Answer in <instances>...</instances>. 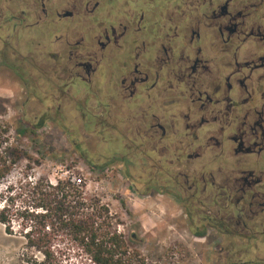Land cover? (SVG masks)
Returning a JSON list of instances; mask_svg holds the SVG:
<instances>
[{
    "label": "flooded vegetation",
    "instance_id": "1",
    "mask_svg": "<svg viewBox=\"0 0 264 264\" xmlns=\"http://www.w3.org/2000/svg\"><path fill=\"white\" fill-rule=\"evenodd\" d=\"M41 2L45 24L63 27L54 75L97 104L71 137L81 159L94 164L99 138L104 164L147 158L144 191L181 198L195 234L264 247V0ZM6 4L0 31L29 17Z\"/></svg>",
    "mask_w": 264,
    "mask_h": 264
},
{
    "label": "rangeland",
    "instance_id": "2",
    "mask_svg": "<svg viewBox=\"0 0 264 264\" xmlns=\"http://www.w3.org/2000/svg\"><path fill=\"white\" fill-rule=\"evenodd\" d=\"M73 1L45 0L49 10L54 6L63 9ZM85 1L77 3L84 6ZM14 2L8 0L13 5L9 12L21 16L24 10L29 17L22 26L12 21L0 31V155L11 163L12 149L18 148L23 156L0 180V209L6 200L13 213L22 209L28 202L30 182L37 179L57 183L58 179L81 177L88 193L102 198L120 216L124 224L119 230L143 252L147 264H264L263 246H253L245 236L238 237V242L221 240L213 230L197 235V225L191 223L181 198L144 191L149 189V173L156 170L147 158L140 161L134 156L133 164L125 167L117 162L104 164L107 153L102 138L96 137L97 143L89 147L94 164L81 159L71 137L84 138L74 127L83 125V110L95 111L97 104L70 96L75 91L54 75L51 53L58 50L55 36L63 31L52 25L58 22L55 15H49V26L44 22L41 0ZM7 7L6 0H0V8ZM82 24L75 23V28L80 32L90 28L89 23ZM44 31L51 37L44 40ZM44 117L46 122L38 125ZM13 219L14 235L0 222V264H31V252L20 235L22 220L16 214ZM34 253L41 259L39 252Z\"/></svg>",
    "mask_w": 264,
    "mask_h": 264
},
{
    "label": "trees",
    "instance_id": "3",
    "mask_svg": "<svg viewBox=\"0 0 264 264\" xmlns=\"http://www.w3.org/2000/svg\"><path fill=\"white\" fill-rule=\"evenodd\" d=\"M45 122L44 117L38 125ZM12 155L11 163L0 155V180L12 170L23 153L13 148ZM30 183L28 202L22 209L13 213L8 208V200L0 209V222L11 235L16 234L13 215L21 218L23 230L20 235L31 252L29 263L147 264L143 252L132 246L119 230L118 226L124 224L120 216L102 198L88 193L85 183L72 178L58 179L57 183L40 178ZM34 251L39 252L41 259Z\"/></svg>",
    "mask_w": 264,
    "mask_h": 264
},
{
    "label": "built area",
    "instance_id": "4",
    "mask_svg": "<svg viewBox=\"0 0 264 264\" xmlns=\"http://www.w3.org/2000/svg\"><path fill=\"white\" fill-rule=\"evenodd\" d=\"M72 179H73L74 181L78 182V183H83L81 177L77 178L76 176H73Z\"/></svg>",
    "mask_w": 264,
    "mask_h": 264
}]
</instances>
